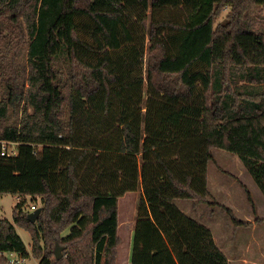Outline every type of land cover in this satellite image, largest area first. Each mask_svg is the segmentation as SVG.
Segmentation results:
<instances>
[{
	"label": "trees",
	"instance_id": "trees-1",
	"mask_svg": "<svg viewBox=\"0 0 264 264\" xmlns=\"http://www.w3.org/2000/svg\"><path fill=\"white\" fill-rule=\"evenodd\" d=\"M256 6L264 0H0V140L19 143L10 162L0 156V195L42 202L35 221L22 203L0 220V264L3 252L116 264L118 199L137 190L144 245L160 236L169 254L138 255L135 235L131 264L228 263L211 231L172 202L207 203L213 149L236 155L264 197Z\"/></svg>",
	"mask_w": 264,
	"mask_h": 264
},
{
	"label": "rangeland",
	"instance_id": "rangeland-1",
	"mask_svg": "<svg viewBox=\"0 0 264 264\" xmlns=\"http://www.w3.org/2000/svg\"><path fill=\"white\" fill-rule=\"evenodd\" d=\"M229 7H225L217 23L224 21ZM250 14L256 21V26L264 27V6H256L250 10ZM26 46L18 54V62L25 65ZM17 117L8 113L9 123H14ZM16 152L15 156L4 157V161L10 162L19 152V144L11 146ZM10 148V149H11ZM214 161L207 167V186L209 196L207 203L194 204L186 200H174L172 203L185 215L191 217L201 225L206 224L215 238L217 246L228 259L227 264H264V197L245 170L243 164L236 155L223 150L213 149ZM12 160L11 162H13ZM29 159L23 156L19 161V166L24 170L25 175L29 174ZM11 174V173H10ZM140 191L137 194L126 196L121 202L119 210V230L120 245L117 247V264H131L134 248L135 253H139L148 248H161L160 254L164 253L167 258L168 251L164 250L166 244L162 237L157 236L154 241L148 242V248L144 245V229L142 222L136 219ZM22 203V209L26 211L28 205L35 204L41 207V197L38 195H0V220L12 221L14 205ZM232 217L239 221L240 225H235ZM17 234L22 239L28 252L31 251V237L28 232L15 226ZM68 229L62 232V236L67 235ZM156 234H152L154 239ZM152 240V238H151ZM155 253V252H154ZM172 255V254H171ZM37 259L29 256L23 264H37Z\"/></svg>",
	"mask_w": 264,
	"mask_h": 264
},
{
	"label": "built area",
	"instance_id": "built-area-1",
	"mask_svg": "<svg viewBox=\"0 0 264 264\" xmlns=\"http://www.w3.org/2000/svg\"><path fill=\"white\" fill-rule=\"evenodd\" d=\"M15 144H17V142L0 140V156L1 157L15 156L16 152L14 151V149L11 148V146ZM37 208L38 207L35 204H30L26 209V213L28 215L33 214ZM1 254L6 258L7 264H23L25 261L24 258H21L15 252H3Z\"/></svg>",
	"mask_w": 264,
	"mask_h": 264
},
{
	"label": "crops",
	"instance_id": "crops-1",
	"mask_svg": "<svg viewBox=\"0 0 264 264\" xmlns=\"http://www.w3.org/2000/svg\"><path fill=\"white\" fill-rule=\"evenodd\" d=\"M139 191V190H137ZM137 191H133V192H127L125 193L123 196H121L119 199H118V216H119V210H120V207H121V202L124 200V198H126V196H130V195H134V194H137ZM18 195H15V198H17ZM16 204V203H15ZM15 206V205H14ZM9 221V220H8ZM12 222V221H10ZM118 222H119V219H118ZM203 226L207 227L210 231L211 229L206 225L204 224ZM118 230H119V223H118ZM212 234V233H211ZM213 236V235H212ZM214 241H215V238L213 237ZM215 244H216V241H215ZM120 245V244H119ZM217 245V244H216ZM119 247V246H118ZM219 248V250L222 252V250L220 249L219 246H217ZM26 249L28 250V248L26 247ZM223 253V252H222ZM224 254V253H223ZM225 255V254H224ZM117 257H118V251H117ZM27 258H25L24 260L26 261ZM228 260V259H227ZM24 261V262H25ZM37 264H38V260L36 261ZM116 264H117V258H116Z\"/></svg>",
	"mask_w": 264,
	"mask_h": 264
},
{
	"label": "water",
	"instance_id": "water-1",
	"mask_svg": "<svg viewBox=\"0 0 264 264\" xmlns=\"http://www.w3.org/2000/svg\"><path fill=\"white\" fill-rule=\"evenodd\" d=\"M40 212H41V208L39 207L35 210L33 214L28 215V219L31 221H35L36 218L39 216ZM61 251H62L61 247L58 244H56L54 249V257L56 260L61 259L62 257Z\"/></svg>",
	"mask_w": 264,
	"mask_h": 264
}]
</instances>
